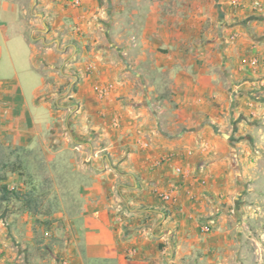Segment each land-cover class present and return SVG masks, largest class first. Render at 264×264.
<instances>
[{"label": "crops", "instance_id": "0c3cea01", "mask_svg": "<svg viewBox=\"0 0 264 264\" xmlns=\"http://www.w3.org/2000/svg\"><path fill=\"white\" fill-rule=\"evenodd\" d=\"M4 1L0 264H239L264 0Z\"/></svg>", "mask_w": 264, "mask_h": 264}, {"label": "rangeland", "instance_id": "374dc122", "mask_svg": "<svg viewBox=\"0 0 264 264\" xmlns=\"http://www.w3.org/2000/svg\"><path fill=\"white\" fill-rule=\"evenodd\" d=\"M4 2V0H0V14L3 11ZM8 3L10 15L5 19H11V10L14 4L12 1H8ZM251 121L253 123L256 121V124H251ZM251 121L247 127L245 126L249 130L248 132L257 134L264 129V118L253 119L251 116ZM260 145V139L254 141L253 147L257 150L254 151L253 156H248L247 160L243 161L242 169H246L247 182L243 204L240 205L241 212L236 216V224L239 229L237 233L239 264H264V150H261Z\"/></svg>", "mask_w": 264, "mask_h": 264}, {"label": "built area", "instance_id": "2783aa9c", "mask_svg": "<svg viewBox=\"0 0 264 264\" xmlns=\"http://www.w3.org/2000/svg\"><path fill=\"white\" fill-rule=\"evenodd\" d=\"M81 0H72V5L73 6H78L80 5ZM262 62V60L255 55H252L250 57H248L247 63L250 64L253 67H258L260 65V63ZM74 107L76 104H72ZM175 173L180 176L183 180H186L188 178H190L192 176L191 172L189 170H186L183 166H177L175 168ZM160 197L162 198V200L164 202L168 203H173L176 201L177 199V194L175 193L174 190L171 191H161L160 192ZM204 232H210L212 230V226L211 224L209 225H205L203 227ZM52 233L49 229L46 230V236L47 237H51Z\"/></svg>", "mask_w": 264, "mask_h": 264}]
</instances>
